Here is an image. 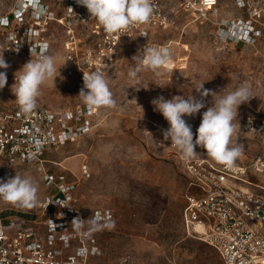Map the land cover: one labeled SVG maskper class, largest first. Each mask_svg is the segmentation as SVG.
I'll return each instance as SVG.
<instances>
[{
  "label": "rangeland",
  "instance_id": "obj_1",
  "mask_svg": "<svg viewBox=\"0 0 264 264\" xmlns=\"http://www.w3.org/2000/svg\"><path fill=\"white\" fill-rule=\"evenodd\" d=\"M254 1L264 6V0ZM8 5L9 0H0V14ZM165 6L170 25L151 34L155 44H169L172 54L160 77L150 71L141 72L136 85L139 89L133 87L128 71L134 66L132 57L142 43L134 38L124 40L105 74L117 107L91 109L86 133L52 148L44 169L30 164L7 166L11 173L0 169V180L6 181L15 174L31 176L39 188L35 207L21 208L0 201L2 215L19 213L44 218L40 206L54 192L45 182V173L63 174L75 181L76 195L82 204L113 210L111 225L95 229L102 253L91 257L93 264H119L123 257L134 264H224L213 247L188 235L182 225L181 212L190 177L179 151L163 138L168 122L154 111L151 103L159 96L171 99L191 94L199 99L195 88L201 83L205 82L204 89L219 92L248 82L254 97L238 109L240 132L238 129V138L234 135L233 141L237 139L244 147L243 156L236 162L246 168L249 182L245 186L264 196V18L254 21L262 32L256 41L224 42L219 36L223 24L252 17L247 8L238 6L237 0H219V9L210 12L207 19L179 9V0H165ZM57 36L60 38L61 34ZM53 52L59 54L60 75L57 73L55 85L49 79L42 86L38 105L86 107L78 96L80 89L63 49L58 45ZM25 63L14 61V71ZM14 82L7 77L6 86L0 89V107L16 104ZM211 101V96L206 97V107L200 113L183 117L191 125L194 139L202 113ZM250 120L253 125L248 124ZM195 151L196 157H208L201 147Z\"/></svg>",
  "mask_w": 264,
  "mask_h": 264
},
{
  "label": "built area",
  "instance_id": "obj_2",
  "mask_svg": "<svg viewBox=\"0 0 264 264\" xmlns=\"http://www.w3.org/2000/svg\"><path fill=\"white\" fill-rule=\"evenodd\" d=\"M151 2L154 13L149 23L119 36L105 34L76 0H9L5 13L0 14V51L8 49L3 53L9 64L7 77L15 80L12 63L28 62L30 49L35 50V60L36 55L51 53L60 45L81 90L83 73L101 70L106 74L126 39L139 40L141 49H170L169 44L151 41L155 29L170 25L165 0ZM237 4L249 10L251 19L223 24L219 36L224 42L256 41L262 32L254 21L264 18V6L254 0H237ZM179 9L207 19L210 12L219 9V0H179ZM17 45L18 51L13 50ZM91 112L81 105L74 109L38 105L30 115H23L17 104L0 107V169L11 173L10 168L20 164L44 169L52 148L86 133ZM253 123L250 120L248 124ZM183 162L190 177L181 212L187 234L213 247L224 264H264V196L245 186L249 182L246 168L236 162L228 169L208 157ZM84 173L89 175L86 170ZM44 179L54 189L40 206L44 218L0 212V264H93L91 257L102 253L95 229L111 225L113 210L82 204L76 195V182L66 175L45 173ZM119 264L134 263L123 257Z\"/></svg>",
  "mask_w": 264,
  "mask_h": 264
},
{
  "label": "clouds",
  "instance_id": "obj_3",
  "mask_svg": "<svg viewBox=\"0 0 264 264\" xmlns=\"http://www.w3.org/2000/svg\"><path fill=\"white\" fill-rule=\"evenodd\" d=\"M76 3L87 9L90 19L96 20L107 35H126L134 26L149 23L154 13L151 0H76ZM69 10L73 12L71 7ZM18 46L13 50L18 51ZM43 48L47 49L48 45H43ZM5 50L0 51V69L4 70L0 71V89L7 84L6 70L9 64L3 55ZM34 54L35 50L30 49L31 59L15 73V82L12 85L16 104L23 115H30L37 108L38 100L42 95V86L49 79L54 83L55 78L60 75L61 67H57L58 53L45 51L36 55L33 60ZM171 55L167 47L144 46L138 50L132 57L134 66L128 71L133 87L137 88L141 72L150 71L156 77H160ZM204 83L195 88L200 94L199 99L191 94L186 98L177 95L171 99L159 96L151 103L154 111L162 114L168 122L169 127L162 133L164 140H170L171 146H175L183 160L194 159L198 155L195 149L201 147L216 163L231 169L244 154L243 144L238 143L237 139L234 142L233 136L237 135L238 129L240 132L237 120L238 109L254 97L252 89L248 82H244L231 91H227L226 87L215 92L204 89ZM78 96L89 110L117 107L114 94L101 70L83 73V88ZM208 96L212 97L211 106L203 111L194 139L192 127L183 117H194L200 113L201 109L206 107L204 100ZM159 145L163 146L162 143ZM38 191V183L31 176L15 174L6 181L0 180V201L13 206L35 207L38 203ZM73 222L77 227L80 226L77 218H74ZM93 226L98 225L93 224Z\"/></svg>",
  "mask_w": 264,
  "mask_h": 264
}]
</instances>
